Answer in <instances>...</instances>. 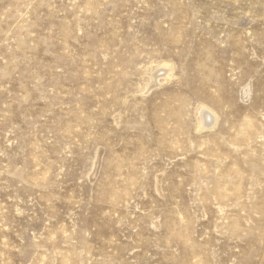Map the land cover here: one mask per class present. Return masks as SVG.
Listing matches in <instances>:
<instances>
[{
  "label": "rangeland",
  "instance_id": "obj_1",
  "mask_svg": "<svg viewBox=\"0 0 264 264\" xmlns=\"http://www.w3.org/2000/svg\"><path fill=\"white\" fill-rule=\"evenodd\" d=\"M0 264H264V0H0Z\"/></svg>",
  "mask_w": 264,
  "mask_h": 264
},
{
  "label": "bare ground",
  "instance_id": "obj_2",
  "mask_svg": "<svg viewBox=\"0 0 264 264\" xmlns=\"http://www.w3.org/2000/svg\"><path fill=\"white\" fill-rule=\"evenodd\" d=\"M170 66V65H169ZM167 67V66H166ZM161 68V67H160ZM164 69V68H163ZM158 70V69H157ZM158 76V75H157ZM211 109H208V108H203L201 106V109H200V116H199V119H200V124H199V127L200 129L201 128H204V127H212L214 126V124L217 122V118L215 117L216 115L213 114L212 111H210Z\"/></svg>",
  "mask_w": 264,
  "mask_h": 264
}]
</instances>
